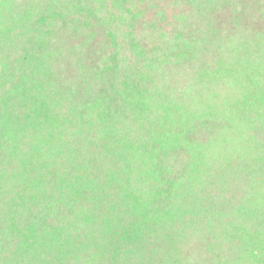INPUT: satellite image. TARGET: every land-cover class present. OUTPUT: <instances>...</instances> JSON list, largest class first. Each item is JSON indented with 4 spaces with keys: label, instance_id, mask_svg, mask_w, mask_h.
<instances>
[{
    "label": "trees",
    "instance_id": "16d2710c",
    "mask_svg": "<svg viewBox=\"0 0 264 264\" xmlns=\"http://www.w3.org/2000/svg\"><path fill=\"white\" fill-rule=\"evenodd\" d=\"M0 264H264V0H0Z\"/></svg>",
    "mask_w": 264,
    "mask_h": 264
}]
</instances>
